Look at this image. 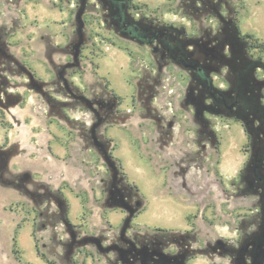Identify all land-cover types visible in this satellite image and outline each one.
<instances>
[{"label": "rangeland", "instance_id": "1", "mask_svg": "<svg viewBox=\"0 0 264 264\" xmlns=\"http://www.w3.org/2000/svg\"><path fill=\"white\" fill-rule=\"evenodd\" d=\"M227 1L228 6L221 9L224 18L234 23L236 16L241 33L251 34L264 44V0ZM86 2L0 0V43L6 46L4 54L14 59V74L5 70L0 88L8 95L21 96L20 101L15 97L9 102L7 93L0 95L5 130L0 145V264H55L48 258L57 264H168L167 260L178 261L176 264H264V252L253 257L241 250L247 226L242 223L245 208L219 201L203 215L199 208L204 207L207 192L198 194V201L186 202L168 185L170 165L179 159H167V145L175 146L170 150L173 157L184 152L194 158L199 150L193 102H187L189 95L196 93L194 68H184L176 59H167L169 56L162 59L159 51L164 48L159 41L144 44L119 34L104 21L97 0H88L94 5L88 10L83 7ZM130 3L132 17L140 26L160 34L168 27L181 30L190 65L197 52L192 41L212 40L201 48L209 67H217L210 57L228 61L223 76L214 69L210 72L221 89L228 86L225 76L230 78L237 70H245L248 60L264 62V49L248 53L228 42V52H222L215 39L221 34L218 19L196 16L195 20L181 0ZM43 5L69 13L66 46H55L51 22L28 19V11ZM135 5L140 10L133 8ZM199 22L203 28L212 29L209 38L203 39ZM83 46L88 48L81 51ZM4 54L0 52L3 67ZM231 57L238 64H233ZM35 61L42 63L45 77L32 68ZM248 66L242 77H254L259 89L264 90L263 66ZM112 86L126 93L129 90L126 96H119L120 105ZM211 120L219 148L211 150L209 142L202 162L208 174L215 175L228 191L244 166L248 135L236 119ZM115 128L134 136L154 174L164 176L162 193L197 207L190 216L189 231L134 224V219L146 211L148 199L129 184L122 163L113 155L114 144L121 139ZM54 141L65 149L64 157L53 152ZM42 142L49 149L50 159L36 150H26L27 145L39 148ZM192 170L199 172L195 167ZM75 196L82 203L80 207L72 201ZM115 214L121 220L114 226L110 221ZM144 219L170 222L167 214H147ZM190 235L196 236V241ZM38 243L47 259L38 253ZM183 246L191 251L179 257Z\"/></svg>", "mask_w": 264, "mask_h": 264}, {"label": "flooded vegetation", "instance_id": "2", "mask_svg": "<svg viewBox=\"0 0 264 264\" xmlns=\"http://www.w3.org/2000/svg\"><path fill=\"white\" fill-rule=\"evenodd\" d=\"M97 3L102 6L104 21L112 28H115L119 34L136 40L139 43L153 44L158 41L161 43L163 37L161 34L154 33L155 31L153 29L140 26L134 20L132 17L130 0H97ZM181 3L183 8L190 12V15L195 16V20H197L196 16H202L203 18L205 17V19L207 16L209 18L213 16L218 19L220 23L218 31L221 34L215 39H218L217 45L220 46L222 52L223 50L228 52V29L232 25H235L236 17H233L234 23H232V20L228 21V18H224L222 15L221 9L225 5L228 6V1L181 0ZM98 5L97 8H99ZM83 7L88 10L92 9L94 5L87 0L85 5L83 4ZM200 25H202L201 22L197 24V27H199L200 32L203 33V39L209 38L212 29L210 27L209 29L203 28ZM211 41L212 40H208L207 42L203 41V44L196 40L192 41L197 52L192 58L194 61L193 65H188L195 70L193 79L195 81L194 88H196V93L190 94L187 102H193L194 121L197 127L196 141L199 145V150L194 153V158L190 155L191 153L184 152L178 153V155H175L176 157H173L174 153L171 154V151L175 150L173 149L175 146L167 145L168 149L165 153L167 159L170 161L172 160L171 162H176L179 159V162L170 165L168 185L170 184L174 191L179 192L181 199L186 202L192 200L198 201V198H200L198 194L200 195L207 192V198L204 200L203 204L204 207L202 209L199 208V211L203 215L206 209L218 205L219 201L230 203L231 207L240 205L245 208L246 220L242 219V223H245L247 226L242 234L243 245L241 250L247 256L252 255L256 257L264 252V90L259 89L257 80L252 76L250 79L245 77L240 78L243 87H238L239 78L237 74L230 78L227 74V76H225V81L229 88L228 86L225 89L219 88V86L215 84L213 74H210V72L214 69L220 72L217 73L220 74L219 76H223L222 70L228 69V61H223L222 57H210V61H215L217 67L208 66L206 63L207 55L201 47ZM177 42L183 46L182 49L184 50V47H186L185 42L182 40H178ZM4 47L6 46L0 43L1 54H4ZM159 52L162 53V59L170 54L166 49H161ZM172 54L174 59L185 56L181 53L180 49H176ZM197 54H200L198 58ZM4 55H6V62L4 67L0 66V77H2L5 70L14 74V69L11 68V62H13L14 59L6 52ZM169 58L170 56L167 57V59ZM16 72L18 73L19 69ZM249 82L251 83L249 84ZM0 91V95L2 92L7 93L6 98L9 99V102L11 101L10 99L16 97L8 95V91H5L3 88H0ZM20 97L21 96H17L16 98H19L18 100L20 101ZM216 118L226 120L236 119L240 121L248 135V146L245 152L246 160L244 166L238 174L237 180H232L231 189L228 191L224 190L221 182H218L215 175L208 174L202 162V159H206L205 155L207 154V144L209 142L212 145L211 150L219 148L220 141L217 133L212 128L214 122L211 120ZM26 150H36L39 154L49 159L51 158L48 152L49 149L44 142H42L39 148L27 145ZM176 150H179V148L176 147ZM192 162H195L194 166ZM192 166L197 168L199 172L195 173V171L192 170ZM193 187H196V189ZM36 211L38 212V217H41L42 213L38 210ZM252 225H255V227H251ZM190 238L196 241L197 237L191 236ZM155 245L156 244L153 243V246ZM163 245L166 246L168 243ZM178 251L177 255L180 257L189 254L191 249L190 247L186 248L183 246V248H180ZM44 255L48 258L46 254ZM176 259L177 258H175V260ZM52 261L57 264L56 260ZM165 263L176 264L178 261L170 262L167 260Z\"/></svg>", "mask_w": 264, "mask_h": 264}, {"label": "crops", "instance_id": "3", "mask_svg": "<svg viewBox=\"0 0 264 264\" xmlns=\"http://www.w3.org/2000/svg\"><path fill=\"white\" fill-rule=\"evenodd\" d=\"M69 13L65 10L50 9L43 5V7L36 10L31 9L28 11V19H39L42 22H51L50 29L55 33V46L63 47L67 43V19ZM27 19V18H26ZM128 55V54H127ZM129 58V56H127ZM32 68L41 77H45V71L43 70L42 63L35 61ZM103 76V75H102ZM106 77V76H105ZM109 81V80H108ZM110 82V81H109ZM112 89L120 97L126 96L127 93L120 88L112 86ZM54 129V126H52ZM115 134L120 136V140L117 142V147L113 151V155L116 159L122 163L124 174L126 175L128 182L132 186H136L139 191L148 199V206L144 213L134 219V224L139 226H147L151 228L160 227L168 230H183L189 231L191 229L190 216L193 214L197 207L192 205H186L178 202L170 193H162V189L165 183L164 176L161 173L154 174V169L148 162V157L140 147V143H137V139L126 132L124 129L115 128ZM5 135L4 127L1 124L0 117V145ZM51 147L55 155L64 157L65 149L57 142H51ZM80 207L82 204L78 197H74L72 200ZM72 204V203H71ZM169 215L170 222H155L144 219L145 215ZM73 215V213H72ZM142 216V217H141ZM72 217V216H71ZM121 216L115 214L114 218L110 221L112 225H116V221L121 220ZM141 217V218H140ZM73 219V217H72ZM203 264V262H199Z\"/></svg>", "mask_w": 264, "mask_h": 264}, {"label": "trees", "instance_id": "4", "mask_svg": "<svg viewBox=\"0 0 264 264\" xmlns=\"http://www.w3.org/2000/svg\"><path fill=\"white\" fill-rule=\"evenodd\" d=\"M132 0H130L131 2ZM133 8H135L136 10H140V6L135 5L133 6ZM236 14H239V12H237ZM169 29L167 30H161V35L163 36V33L165 34L162 39H161V44L164 47V49L168 50V52H170L169 56L170 59L173 58V51H176V49H180L181 53L185 56H180L179 59H176L177 62H179V64H181L182 67L187 68L189 67L188 65L191 64L189 57H190V52L188 49H182L183 46L181 44H179L177 41L181 40V30L180 29H174L173 27H168ZM156 34H160V32H154ZM228 42L233 43L235 46H237V49H246L247 52L249 53L250 50L252 49H264V44H261L259 41H257L253 35L251 34H247V35H243L241 33L239 24H238V19L235 18V25L234 27L229 31L228 34ZM85 48H88L87 46H83L81 48V51ZM80 51V52H81ZM81 55V53H80ZM172 56V57H171ZM81 57V56H79ZM250 57V56H249ZM231 60L234 62L233 64H238V60L235 57H231ZM252 63L254 64H258L261 66H264V62L260 61V60H253L250 59L247 62V65L245 67V70H237V76H238V87H243L242 86V82L240 80V78L243 76V74H246L248 72V65H251ZM250 68V67H249ZM107 87L109 88V84H107ZM112 94L114 95V97H116V99L119 102V105L121 104V98L116 94V92L114 90H111ZM116 144H114L113 150H115L116 148ZM135 189H137V187H135ZM140 214V211L137 212V214L134 216V218ZM133 218V219H134ZM37 251L40 254V256L44 257L47 259V257L41 252L40 250V245L39 243L36 245ZM49 262L54 263L52 260H50L49 258L47 259ZM56 264V263H55Z\"/></svg>", "mask_w": 264, "mask_h": 264}]
</instances>
